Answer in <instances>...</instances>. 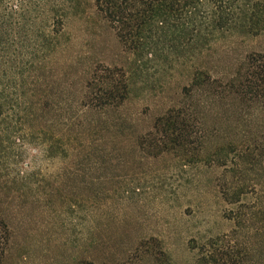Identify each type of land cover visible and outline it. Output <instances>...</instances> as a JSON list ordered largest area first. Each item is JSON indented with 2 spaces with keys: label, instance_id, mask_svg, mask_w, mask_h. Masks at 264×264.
<instances>
[{
  "label": "rangeland",
  "instance_id": "obj_1",
  "mask_svg": "<svg viewBox=\"0 0 264 264\" xmlns=\"http://www.w3.org/2000/svg\"><path fill=\"white\" fill-rule=\"evenodd\" d=\"M60 41L38 119H23L27 74L11 73L6 90L0 213L10 233L3 264H226V254L264 264V102L223 86L190 95L191 53L182 48L140 68L97 14L72 17ZM211 42L195 62L214 77L226 78L249 53L264 54V32L221 31ZM106 66L117 80L132 68L130 97L105 116L90 113L97 123L92 154L66 158L57 150L64 105H78L89 79ZM184 104L199 120L191 142L176 147L157 119ZM7 125L33 126L34 136L23 132L6 142ZM233 186L247 190L242 206L249 220L243 224L231 218L224 199Z\"/></svg>",
  "mask_w": 264,
  "mask_h": 264
},
{
  "label": "trees",
  "instance_id": "obj_2",
  "mask_svg": "<svg viewBox=\"0 0 264 264\" xmlns=\"http://www.w3.org/2000/svg\"><path fill=\"white\" fill-rule=\"evenodd\" d=\"M94 14L115 30L116 37L133 54L140 68L149 62L157 63L163 55L176 56L182 48L191 53L194 73L187 87L190 95L201 87L223 86L238 96L264 102L263 53L246 55L226 78L214 77L208 67L195 62L198 53L212 48L211 37L217 32L237 28H241L245 35L264 32V0H0L2 123L7 121V116H3L9 97L6 90L13 80L11 73L27 74L24 82L29 109L23 119L31 124L45 107L42 98L46 93L42 88L63 48L60 39L67 23L72 17L85 18ZM177 56L179 60L180 55ZM123 70L124 80H117L115 70L106 66L101 76L97 78L94 75L89 79L78 105H64L61 139L57 147L64 157L80 156L82 152L92 154L95 147L92 128L97 123L89 118V114L97 112L105 116L103 113L125 105L132 92L127 77L133 70L131 67ZM157 120L163 126L161 132L165 139H170L176 147H185L195 134L199 116L191 105L184 104L171 107ZM4 131L6 142L17 140L23 132V136H34L35 133L33 126L24 130L7 125ZM0 138L3 139L2 136ZM54 148L53 143L50 150ZM246 193L244 186H233L223 191L225 201L232 205L229 210L231 218L238 224L249 220L242 206ZM260 194L259 202L264 197V190ZM84 201L85 197L81 196L80 202ZM9 229L8 222L0 213V264H3ZM224 258L228 259L226 264H246L243 258L238 260L228 254ZM79 264L94 263L81 260Z\"/></svg>",
  "mask_w": 264,
  "mask_h": 264
}]
</instances>
